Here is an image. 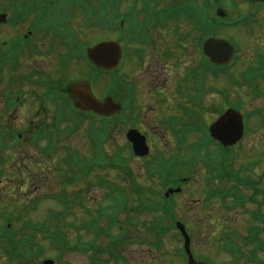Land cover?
I'll return each instance as SVG.
<instances>
[{
	"label": "rangeland",
	"instance_id": "rangeland-1",
	"mask_svg": "<svg viewBox=\"0 0 264 264\" xmlns=\"http://www.w3.org/2000/svg\"><path fill=\"white\" fill-rule=\"evenodd\" d=\"M234 14H232V16L234 15H237L239 14L238 11H233ZM211 15H212V11L210 12ZM228 30V29H227ZM230 31V30H228ZM90 32V30H89ZM13 34V32L10 33V35ZM224 35H226V33H223ZM97 33H93L91 34V36L93 37H96ZM111 35V34H110ZM89 36V34H88ZM93 37H90L91 40H93L92 38ZM7 36H3L1 35L0 37V40H3V39H6ZM177 38H178V35L175 33L174 29L173 28H166L165 30L162 31L161 35H160V38H158L157 40H162V42L164 43V46H171L172 50L175 51L177 57H178V61H179V64L181 66L180 68V72H182L183 74L186 73V71L189 70V67L191 65L188 64V61L189 62H192V64H194L196 62V60L198 61L196 55H195V51H191L192 54L191 56H185L183 55V52L178 49L176 47V42H177ZM166 39H168L167 41H165ZM251 45L255 44L256 42H254L253 40L251 41ZM163 48H159L157 49V55L156 56H162L164 55L163 54ZM45 51V54L49 55V58H46V57H38L37 60L35 61L36 64L40 65V66H45V67H48L50 62L52 60L55 61V65L52 66V69H57L58 66H57V62H58V56L57 54L54 52H50V51H46V49H44ZM153 52L154 50H151L149 51L148 53V63L151 61L152 57H153ZM249 51L247 50V56L249 57ZM134 57H131V59L134 61L133 59ZM165 63L167 62V60L164 61ZM177 61L174 59V64H176ZM77 64H74V67H76ZM136 65V64H135ZM143 66H144V71H143V67H142V64H140L138 66V70H137V73H131L127 68V73L129 75L130 78L132 79H135V81L137 82V85H138V88H139V91L141 89V96H140V99H139V104L141 105H145L147 103V101L150 99L151 101V104H153V106H155V113L156 115H154V117L156 118H163L164 116V113L166 112V109L167 107L163 106L162 104V101H160V98L158 95H160L158 92H156V90L154 89V87H147L146 85V82L148 81V77L145 75V68L147 66L146 63H143ZM166 70V73L168 72L169 74H172L173 73V68H171V65H169V67L167 66V68L165 69ZM57 74V73H56ZM74 75H77V73H71V76H74ZM187 77V76H186ZM169 78V77H168ZM220 80V78H218ZM164 80V79H162ZM108 79H105L102 78L100 80V84H105V86L107 85L108 83ZM153 84L155 85L156 82H153ZM226 84V80L225 79H221V82H213L211 85L212 86H216V88H225L227 87ZM177 85L178 83L176 84V86L173 88V92L176 93V88H177ZM98 89V92H99V95H103L104 93V90L105 88H102L100 89L99 87L97 88ZM161 92H163V90H160ZM233 91H235L236 93H238V95L244 97V90H240L238 88H234ZM219 96V93L218 95L215 94V97H211L208 101V105L214 101L215 98H217ZM28 98V97H27ZM162 100L163 99H167L170 103V105H173L174 104V100L172 98H168V97H163L161 96ZM117 99V98H116ZM114 99L113 102L114 103H119L118 100ZM219 100V98H218ZM252 100H249V102H251ZM26 110H24L25 112ZM154 112V111H153ZM207 115H209V118H210V111L207 110L206 111ZM38 114L35 115V113L31 114L30 118L24 122L25 125L27 124H32L34 121H41L40 119H35V120H32L34 118L37 117ZM20 123V122H19ZM77 135V134H76ZM119 140L120 143L119 145L121 144H125L126 143V139L124 137V134L121 132V131H117L115 130L111 136V140L109 141V144H108V149L109 150H112L114 149V141H117ZM74 142L75 144L79 145V144H82L84 143V136L81 134V135H77L76 138L74 139ZM166 142L168 145H173V139H169V137L167 136L166 137ZM248 143H250V151H251V154H252V150L254 151V153L258 152L257 155L261 152V150L263 149L264 147V130L263 129H257L255 128V130L253 132H251V134L249 135V139L247 140ZM254 143H257L259 148L256 149L253 147V144ZM33 152H35V150L33 149ZM256 155V160L259 159V157H257ZM251 156V155H250ZM249 156V157H250ZM253 157H255L253 155ZM141 160H136L133 165H134V175L135 176V181L138 182V181H144V176L145 178L147 177V171L145 169L143 170H140L139 167H141ZM110 174L109 176L113 179V177H119V173H121L120 171H114V170H110L108 171ZM95 181V180H94ZM93 181V182H94ZM58 182H60V179H59V174H58ZM150 182V181H149ZM51 187L53 186V184L50 185ZM125 186L127 188L130 187V184L128 183H125ZM58 189L56 188V192H60L61 189H62V185H58L57 186ZM50 190H53V189H49L47 187H44L43 191L44 192H48ZM104 192L102 189H100L99 187H97L94 183L91 187H86L84 189V195L86 196V198L90 201V203H88L89 206H93L95 207V204L98 203L99 201H101L103 199V196H104ZM143 193V191H142ZM19 194V193H18ZM17 201V198L15 197H3V202H6L8 204H15ZM193 205H194V202H191L190 203H187L186 206L187 207H191L190 209V213L192 214L195 209L193 208ZM4 209H6L7 211L10 210V212H15L17 213L18 209H7L6 207L2 206ZM49 208H54L56 210L60 209L61 206L60 204H58L57 202H52V201H43V202H38L37 203V208L36 210H32V211H29L27 212V218H29L31 220V222L36 225L38 223H41L43 222L42 220H44V216L46 214V211L47 209ZM188 211L186 210V207L183 206V208H181L179 214L185 218L187 220V222H189L191 224V227H192V230L195 231V228L197 226H200V227H203V229L200 231L197 239L198 240H204L207 236L206 232H205V229H209V226L211 224V222H209L208 220L206 219H203L202 221H198V219L194 216V215H191V214H188L187 213ZM236 223H225V222H221V223H218L217 224V227L216 228H213V230L217 229L218 227L220 226H225L226 228L228 229H233V228H240V227H243L244 225L246 226L247 223L243 222V223H240L241 220H238V221H235ZM196 232V231H195ZM197 233V232H196ZM172 236V235H170ZM167 237L160 249V252H156V251H151L150 252V255L151 257H154L156 258L154 260V262L152 260L147 259L145 260L146 264H176V261H175V256L173 255L174 254V251L177 249L178 247V241L177 239H172L171 237ZM39 240H42L41 237H39ZM74 241V240H73ZM46 244V243H45ZM134 248H137V253L138 255H135V257L137 259H140L139 255L140 256H143V253H140V247L139 245H134ZM143 248H148L147 246H143ZM46 256H51L53 257L54 259L58 256V253L55 251V250H50L48 249V251L46 252L45 254ZM144 255H149L147 253H145ZM263 257H264V254H263ZM220 258V257H219ZM88 257L82 253V252H76V251H70L69 253H66L64 254V256L62 257V262H57L56 264H64V263H70V264H87L88 261ZM178 261L179 262H183L182 259H179L178 258ZM0 263L1 264H5V260L0 258ZM134 264H137V263H134ZM178 264H182V263H178Z\"/></svg>",
	"mask_w": 264,
	"mask_h": 264
},
{
	"label": "flooded vegetation",
	"instance_id": "flooded-vegetation-1",
	"mask_svg": "<svg viewBox=\"0 0 264 264\" xmlns=\"http://www.w3.org/2000/svg\"><path fill=\"white\" fill-rule=\"evenodd\" d=\"M130 26L136 27L137 24L133 23L130 24ZM147 28L146 29H150V28H155L157 30H159L161 28V24H147L146 25ZM132 32H134L133 30H130V35H132ZM150 36L151 38L153 37L155 42L158 43L157 47H151L147 49V54L149 53L150 49L154 50L153 52V57L151 59L152 62H154L155 64V59L158 60V58L160 56H156L157 55V49L159 48H163L164 49V43L162 42V40H157L158 38H155V35L152 34V32H150ZM129 40L131 42H134L132 40V38L130 37ZM135 43V42H134ZM264 47V46H263ZM250 58H254L256 59L257 56L255 57V55H253L252 57L250 56ZM251 64H245L244 68L247 69L250 67ZM255 65V64H253ZM161 68H159V72H160ZM223 90H227L225 93H227V98L228 100H230V102H233V99L231 98V95L234 96L235 91H233L231 86H227L225 88H222ZM257 92H262L264 94V86H261L260 88H258V90L256 92H250L247 93V95H249L248 100H252L251 102H253L256 105H261L260 108H264L263 102H264V97H260L258 99L254 98L255 94ZM215 94L217 95V93L212 94L211 97H215ZM246 94V91H245ZM251 96V97H250ZM218 102V97L214 99V102ZM227 102L225 101L222 105L227 106L226 105ZM247 107H250L248 105H246ZM231 108V107H228ZM227 108V109H228ZM253 108V107H250ZM261 121L264 120V117H260ZM203 139V136H198L197 140H201ZM214 144L213 147L221 150V154L224 153L226 151L227 148L223 147L219 141L214 140ZM221 146H219V144ZM242 146L238 145L235 148H231L230 152H231V156L228 159H226L225 164L226 167L224 169L223 174L225 175V179L224 181H222L219 184L220 189L223 188H227V190H229L232 186L233 183L229 181V177L233 176L234 174H242L243 177L248 178L250 180H252L253 182H255L256 185V189H257V204L256 206L258 207V209L264 213V193H263V188H264V147L261 150L260 154L262 156V161L261 163H258L256 160V155L258 152L254 153V151L252 150V154L251 156L248 158V160L244 161L243 164H245V167L243 169H238V165H239V161L241 158L238 157L239 153H240V148ZM253 147L258 149L259 146L257 143L253 144ZM220 154H216L214 156H217ZM253 155L255 157H253ZM257 157H259V154L257 155ZM228 160V161H227ZM215 164H216V160H215ZM247 165H251L250 167H247ZM201 170V169H200ZM198 176L200 178V184L196 187V194H195V216L198 219V221H202L203 219L208 220L209 222H211L208 232L211 233V231L213 230V228L217 227L218 223H221L224 221V219L226 217H228L230 214H232L233 212V208H234V201L232 199V197L225 195V193L220 192L216 186V179L215 177L211 174L208 173L205 175V177L202 176V172H198ZM228 180V181H227ZM229 182V183H228ZM230 186V187H229ZM244 190V187H243Z\"/></svg>",
	"mask_w": 264,
	"mask_h": 264
},
{
	"label": "water",
	"instance_id": "water-1",
	"mask_svg": "<svg viewBox=\"0 0 264 264\" xmlns=\"http://www.w3.org/2000/svg\"><path fill=\"white\" fill-rule=\"evenodd\" d=\"M100 50H101L100 47L94 49V50L91 52V55L95 57L96 53H98Z\"/></svg>",
	"mask_w": 264,
	"mask_h": 264
},
{
	"label": "bare ground",
	"instance_id": "bare-ground-1",
	"mask_svg": "<svg viewBox=\"0 0 264 264\" xmlns=\"http://www.w3.org/2000/svg\"><path fill=\"white\" fill-rule=\"evenodd\" d=\"M90 100V99H89Z\"/></svg>",
	"mask_w": 264,
	"mask_h": 264
}]
</instances>
